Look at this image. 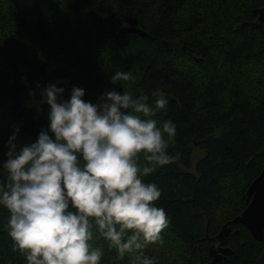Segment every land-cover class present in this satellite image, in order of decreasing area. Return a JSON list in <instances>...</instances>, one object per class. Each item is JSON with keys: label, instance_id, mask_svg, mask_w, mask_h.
<instances>
[{"label": "trees", "instance_id": "obj_1", "mask_svg": "<svg viewBox=\"0 0 264 264\" xmlns=\"http://www.w3.org/2000/svg\"><path fill=\"white\" fill-rule=\"evenodd\" d=\"M260 7L264 0H0V170L17 128V150L47 129L49 83L64 88L63 100L82 87L93 103L113 88L143 91L149 102L164 93L167 108L153 118L178 122L175 156L145 180L163 186L156 203L171 219L163 242L144 251L154 264H211L207 236L243 211L264 170V24L252 13ZM122 26L147 36L121 35ZM120 70L134 79L110 83ZM6 216L0 208V264H26ZM231 228L221 264H264V238ZM92 243L104 248L101 264H133L99 234Z\"/></svg>", "mask_w": 264, "mask_h": 264}, {"label": "clouds", "instance_id": "obj_2", "mask_svg": "<svg viewBox=\"0 0 264 264\" xmlns=\"http://www.w3.org/2000/svg\"><path fill=\"white\" fill-rule=\"evenodd\" d=\"M133 79L120 70L110 83ZM64 91L55 83L43 88L49 124L35 142L17 150L18 128L7 141L0 208L13 250L26 264H101L104 248L92 243L99 234L120 257L154 264L158 257L144 249L163 242L171 217L156 203L163 186L145 177L175 156L169 146L178 122L153 118L167 108L166 95L149 102L143 91L113 88L93 103L82 87L68 100Z\"/></svg>", "mask_w": 264, "mask_h": 264}, {"label": "water", "instance_id": "obj_3", "mask_svg": "<svg viewBox=\"0 0 264 264\" xmlns=\"http://www.w3.org/2000/svg\"><path fill=\"white\" fill-rule=\"evenodd\" d=\"M257 17L259 23L264 24V7L252 10ZM121 35L137 34L146 37L147 33L140 28L132 26H122L118 28ZM45 66H42L44 69ZM247 206L243 211L222 224L218 233L212 237L207 236L211 240L209 247V256L211 264H220L226 256L232 254L231 248L228 246V236L231 233V225L239 223L243 225L255 240H263L264 238V170L250 183L246 190ZM236 234V232H234ZM206 235H208L206 231Z\"/></svg>", "mask_w": 264, "mask_h": 264}, {"label": "rangeland", "instance_id": "obj_4", "mask_svg": "<svg viewBox=\"0 0 264 264\" xmlns=\"http://www.w3.org/2000/svg\"><path fill=\"white\" fill-rule=\"evenodd\" d=\"M203 154H204V152L201 151V153L199 152V153L197 154V156H196L195 158H193V165L196 163V161H197V159H198V156L200 157V156H202Z\"/></svg>", "mask_w": 264, "mask_h": 264}, {"label": "flooded vegetation", "instance_id": "obj_5", "mask_svg": "<svg viewBox=\"0 0 264 264\" xmlns=\"http://www.w3.org/2000/svg\"><path fill=\"white\" fill-rule=\"evenodd\" d=\"M228 256H229V255H228ZM226 258H227V256H226ZM226 258H225V259H223L222 261L226 260ZM222 261H221V262H222ZM221 262H220V264H221Z\"/></svg>", "mask_w": 264, "mask_h": 264}]
</instances>
